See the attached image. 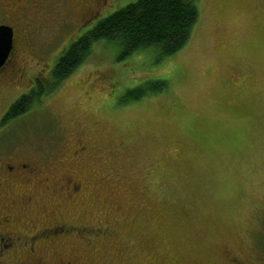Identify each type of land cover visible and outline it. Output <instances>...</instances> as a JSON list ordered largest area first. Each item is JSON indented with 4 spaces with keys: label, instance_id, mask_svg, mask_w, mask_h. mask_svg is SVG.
I'll list each match as a JSON object with an SVG mask.
<instances>
[{
    "label": "rangeland",
    "instance_id": "rangeland-1",
    "mask_svg": "<svg viewBox=\"0 0 264 264\" xmlns=\"http://www.w3.org/2000/svg\"><path fill=\"white\" fill-rule=\"evenodd\" d=\"M135 1L33 7L32 37L18 39L15 68L0 74V117L34 78L46 82L63 49ZM195 1L198 22L174 55L119 58L97 42L37 106L0 126L4 157L32 155L50 179L77 174L76 202L39 187L20 213L35 228L51 213L79 226L68 241L94 263L264 264V0ZM161 80L155 95L122 102Z\"/></svg>",
    "mask_w": 264,
    "mask_h": 264
},
{
    "label": "flooded vegetation",
    "instance_id": "flooded-vegetation-1",
    "mask_svg": "<svg viewBox=\"0 0 264 264\" xmlns=\"http://www.w3.org/2000/svg\"><path fill=\"white\" fill-rule=\"evenodd\" d=\"M43 3V0H0V25H8L13 30V47L0 74L9 65L17 63V41L32 37V8ZM27 45H31L30 40ZM35 82L34 78L32 86L36 85ZM4 113L0 117V126L4 125ZM3 152V142L0 141V264H98L96 260L94 263L88 258L90 255L83 252L79 242L68 241L74 236L82 237L79 226L57 220L56 214L51 213L48 218L53 220L35 228L32 217H23L20 213L21 208L29 209L31 205H36L33 202L39 199V187L45 190L50 188V193L55 196L57 192H62L60 195L64 199H75L76 202L83 186L76 179L77 174L68 169L64 174L66 176L50 179L44 176L34 156L19 157V153H13L6 158ZM57 181L61 183L55 188ZM83 228L86 226L83 225ZM85 241L87 247L92 246L91 236ZM228 260L231 264H241V260L236 257Z\"/></svg>",
    "mask_w": 264,
    "mask_h": 264
},
{
    "label": "trees",
    "instance_id": "trees-1",
    "mask_svg": "<svg viewBox=\"0 0 264 264\" xmlns=\"http://www.w3.org/2000/svg\"><path fill=\"white\" fill-rule=\"evenodd\" d=\"M199 19L195 0H136L100 19L58 55L46 82L36 81L8 109L3 123L15 121L37 106L41 98L64 82L91 54L95 43L120 48L119 58L154 48L162 58L177 53L191 39ZM147 82V81H146ZM48 83V85H47ZM142 85V84H141ZM166 85L164 80L126 91L123 103L155 95ZM14 128V127H13Z\"/></svg>",
    "mask_w": 264,
    "mask_h": 264
},
{
    "label": "water",
    "instance_id": "water-1",
    "mask_svg": "<svg viewBox=\"0 0 264 264\" xmlns=\"http://www.w3.org/2000/svg\"><path fill=\"white\" fill-rule=\"evenodd\" d=\"M13 47V30L8 25H0V69L6 62Z\"/></svg>",
    "mask_w": 264,
    "mask_h": 264
}]
</instances>
